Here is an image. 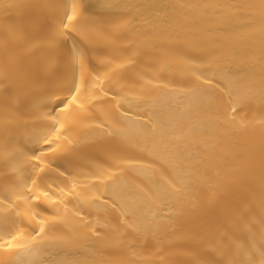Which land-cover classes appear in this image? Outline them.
<instances>
[{"label":"bare ground","instance_id":"bare-ground-1","mask_svg":"<svg viewBox=\"0 0 264 264\" xmlns=\"http://www.w3.org/2000/svg\"><path fill=\"white\" fill-rule=\"evenodd\" d=\"M0 264H264V0H0Z\"/></svg>","mask_w":264,"mask_h":264}]
</instances>
